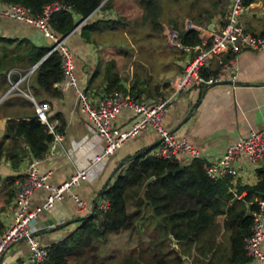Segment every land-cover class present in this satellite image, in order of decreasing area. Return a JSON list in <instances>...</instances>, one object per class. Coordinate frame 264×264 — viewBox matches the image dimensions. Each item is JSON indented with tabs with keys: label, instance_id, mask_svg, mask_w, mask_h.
<instances>
[{
	"label": "trees",
	"instance_id": "obj_1",
	"mask_svg": "<svg viewBox=\"0 0 264 264\" xmlns=\"http://www.w3.org/2000/svg\"><path fill=\"white\" fill-rule=\"evenodd\" d=\"M115 1L0 0L2 3L24 6L32 17L39 16L44 5L51 2L69 6L68 10L60 9L51 13L47 20L49 29L59 37L68 34L78 19L89 15L76 30L80 38L90 44L97 42L98 35L109 33L124 23L118 17H104V11H109ZM133 1L140 11L141 22L158 32L162 28L159 17L165 7L178 6L196 24L206 19L210 21L216 14L223 16L227 8V1L221 8L218 0ZM257 1L245 0L244 4ZM96 10L102 12L101 16L95 14ZM222 23L220 20L219 24ZM243 25L245 29L256 33L250 23ZM174 27L181 43L192 45L199 42L196 30L186 31L176 24ZM46 42L47 45L38 46L26 38L0 36V92L7 90L9 81L25 74L48 52L50 42ZM172 50L180 52L174 48ZM229 57L230 54H225L223 61ZM112 66L113 61L101 69V94L118 92L134 100L144 99L143 87L139 84H123L118 75L111 71ZM201 75L208 76L205 68ZM61 76L59 54L52 51L30 72L27 83L29 93L36 102H47V95L58 97L60 91L54 84L60 81ZM163 87H167V83ZM153 88L158 93V87ZM148 93L144 95L145 99H151ZM24 101L32 105L30 100L24 98ZM47 119H56V130L63 131L64 120L59 113L51 116L48 110ZM51 139L52 134L37 120L34 110L26 119L9 118L0 138V157L5 148L4 140L12 144L21 140L33 158L38 159L46 152ZM149 152L140 150L122 160L123 164L112 176V181L98 192V197L108 202L105 210L95 205L89 213H82L76 218L77 226L71 232L56 242L44 245L48 248L45 260L27 264H183L182 256L191 258L192 264H245L249 258L244 254V238L250 234L256 201L264 199V165L256 168L255 183L232 184L230 177H208L204 171L206 162L201 158L179 164L175 159L159 158ZM4 155L12 167H16L24 156L22 151L7 148ZM150 177L152 180L145 183ZM13 178L0 179L9 197L13 192ZM127 204L132 205L129 211ZM218 217H221L220 225L217 224ZM121 230H131L137 235L138 241L144 231L148 241L136 244L122 255L105 259L99 257V245L106 242L110 233ZM173 240L178 248L171 245Z\"/></svg>",
	"mask_w": 264,
	"mask_h": 264
},
{
	"label": "crops",
	"instance_id": "obj_2",
	"mask_svg": "<svg viewBox=\"0 0 264 264\" xmlns=\"http://www.w3.org/2000/svg\"><path fill=\"white\" fill-rule=\"evenodd\" d=\"M109 13H112V9L105 10L104 17L109 18L107 17ZM95 14L101 16L102 12L96 10ZM216 17L218 18L214 20L213 18L210 21L206 20L207 24H219L223 16ZM241 22L242 24L250 23L257 34L264 32V0L250 3L241 17ZM76 29L65 36V43L73 54L74 73L78 86L82 87L88 99L93 102L102 95L101 87L99 88L102 83L101 69L97 67L96 62L98 56L95 47L84 42ZM0 36L26 38L38 46L47 45L46 41L49 43V40L42 37L36 26L1 15ZM183 54L182 51H177L179 68ZM224 56L225 54L213 56L204 67L208 72L207 77L220 72V80L210 85L192 84L168 104L162 118L163 126L172 132L173 138L177 141L186 140L205 162L214 160L227 146L237 142L250 130H259L264 126V48L257 51L239 50L234 66L221 70L226 62L223 61ZM31 71L29 69L25 74L9 81V90L7 89L8 92L5 95L7 90L0 92V138L4 133L7 119H26L34 110L33 104L24 101V98L30 100L28 95L33 98L27 86ZM23 76L25 77L20 80ZM57 83L54 87L60 91V95L58 97L45 95V98L49 104V114L52 116L59 113L64 120L63 131L60 132L62 138L53 150H49V142L46 152L37 159L36 163L39 174L48 173L46 182L51 186L60 184L68 179L76 169L84 167L87 160L101 147V141L93 134L91 124L81 111L74 91L71 88L61 90ZM168 85L169 81L167 87L162 89V94L168 92ZM135 117L130 109L121 108L112 120V126L120 130L129 128ZM49 121L57 125L56 119ZM156 142L155 132L151 128L145 129L124 143L106 160L100 170L95 169L93 174L88 179L82 180L72 189V192L84 200L88 208L91 207L94 200L98 201V192L104 186L105 179L114 166L126 156L133 155L140 150L151 151ZM3 145L5 148L0 157V179L14 177L11 184L13 189L15 181L24 176L27 163L34 158L21 140H17L14 144L4 140ZM6 148L22 151L24 154L16 167H12L8 157L4 155ZM173 159L179 164H185L190 160L182 153L177 154ZM235 165L238 175L234 178L230 177L232 184L239 182L242 185H251L256 181V168L264 165V157L255 164H249L245 156L241 154L235 161ZM111 181L112 178L108 183ZM5 187V184L2 186L0 183V233L10 218L13 203V192L9 197L6 195ZM46 195L45 189H36L29 198L28 209L39 207ZM82 215L76 211L73 201L64 195L49 209L37 213L35 217L37 229L33 236L41 245H49L71 232L77 226L76 218ZM59 221H62V224L57 225ZM51 225L54 226L50 227ZM8 249L3 253L0 264H27L28 248L25 242H16ZM259 249L264 254V238ZM191 251L194 250L191 249ZM182 259L183 264H192L191 258L182 256ZM245 264L261 263L249 259Z\"/></svg>",
	"mask_w": 264,
	"mask_h": 264
},
{
	"label": "built area",
	"instance_id": "obj_3",
	"mask_svg": "<svg viewBox=\"0 0 264 264\" xmlns=\"http://www.w3.org/2000/svg\"><path fill=\"white\" fill-rule=\"evenodd\" d=\"M226 1L227 8L221 19L223 23L213 25L212 29H208V24L193 25L189 20L184 21L183 29L186 31L196 30L199 42L192 45L183 44L175 29L169 31L167 37L169 45L182 51L184 57L180 63V70L169 80L166 94L159 95L155 99L134 100L121 93L113 92L102 94L93 102L78 86L74 73L73 54L65 43V36L59 37L48 27L47 20L50 14L60 9L68 10L69 6L51 2L44 5L39 16L32 17L28 13L29 10L20 4L0 2L1 16L34 25L49 40L50 48L46 55L52 51H57L62 74L57 86L61 90L71 88L74 91L81 111L84 112L91 124L93 134L101 141L100 150L87 160L85 166L76 169L68 179L56 186H51L46 182L48 173H38L37 159L27 163L24 176L14 183L10 218L0 233V260L9 246L20 241L27 245L29 263L41 262L47 258L48 248L38 243L33 236L37 229L35 217L38 212L49 209L55 201L61 200L64 195L73 201L78 213H89L95 205L105 210L108 205L106 199L100 197L98 201L97 199L94 200L92 206L88 208L85 201L73 193L72 189L78 186L82 180L88 179L95 169L99 168L100 170L116 150L145 129L151 128L157 136L156 145L149 152L151 155L173 159L177 154L182 153L190 159L200 158L197 150L191 144L184 139L175 140L172 132L163 126L162 118L168 104L192 84L209 85L220 80V72L209 77L201 75V71L213 56L230 54L222 66L221 70H223L234 66L239 50L257 51L264 48V32L261 34L252 33L245 29L241 22V17L248 6L244 4L245 0ZM28 97L32 101L37 120L45 125L47 131L52 134L49 150H53L56 144L60 142L62 134L56 130V124L47 119L49 104L46 101L36 102L30 95ZM121 108L130 109L136 116L130 127L123 130L112 126V120ZM241 154L245 156L249 164H255L264 157V126L259 130H250L237 142L227 146L214 160L206 162L204 165L205 174L214 179L236 177L238 172L235 161ZM38 188L45 189L47 195L39 207L30 210L28 209L29 198ZM256 207L252 213L250 234L244 238L243 249L247 258L264 264V254L259 249L264 238V199L257 200ZM60 224L62 221H59L57 225Z\"/></svg>",
	"mask_w": 264,
	"mask_h": 264
},
{
	"label": "rangeland",
	"instance_id": "obj_4",
	"mask_svg": "<svg viewBox=\"0 0 264 264\" xmlns=\"http://www.w3.org/2000/svg\"><path fill=\"white\" fill-rule=\"evenodd\" d=\"M224 1L226 0H218L219 7L222 8ZM111 9L113 14L109 13L107 17L109 19L118 17L125 25L119 24L113 31L98 35L97 42L91 44L98 54L97 67L102 69L105 64L113 61L111 71L118 75L123 84H139L145 90V94H142L144 99L146 92H149L151 99H155L162 94V89H165L163 85L179 71V58L168 43V33L172 29L177 30L174 24L183 28L184 21L190 19L178 6L165 7L159 17L162 28L158 32L141 22L140 11L133 0H116L112 2ZM216 16L222 17L216 14L213 20L218 18ZM206 20L199 24H207ZM154 86L158 87V93L155 92ZM131 209L132 205L127 204V210ZM217 224L220 225V222ZM137 238L131 230L110 233L106 242L99 245L98 256L105 259L122 255L136 244L148 241L144 231L141 232L139 241ZM222 244L224 245V242ZM171 245L178 248L176 242H172ZM26 261L28 263L27 258Z\"/></svg>",
	"mask_w": 264,
	"mask_h": 264
},
{
	"label": "water",
	"instance_id": "obj_5",
	"mask_svg": "<svg viewBox=\"0 0 264 264\" xmlns=\"http://www.w3.org/2000/svg\"><path fill=\"white\" fill-rule=\"evenodd\" d=\"M87 17V16H86ZM86 17H84V18H80V19H78L77 20V22L75 23V25H74V27H73V29L69 32V33H71V32H73L85 19H86ZM207 27H208V29H212V27H213V23H209L208 25H207ZM68 33V34H69ZM68 34H66L65 36H67ZM64 37V36H63ZM46 57V54L43 56V57H41L40 58V60H38V62H36L34 65H32L31 66V68H30V70H32L41 60H43L44 58ZM216 83V82H215ZM210 85V84H209ZM9 90V89H8ZM8 90L4 93V95L8 92ZM123 164V161H120V162H118L115 166H114V168L111 170V172L108 174V176L106 177V179H105V182H104V186L102 187V189L106 186V184L108 183V181L112 178V176L115 174V172L117 171V169L121 166ZM150 180H152V177H150V178H148L147 180H146V182L145 183H147V182H149ZM173 242L175 243V240H173Z\"/></svg>",
	"mask_w": 264,
	"mask_h": 264
}]
</instances>
